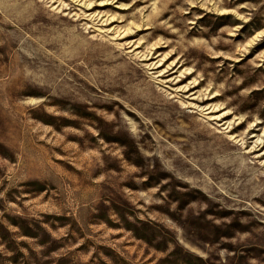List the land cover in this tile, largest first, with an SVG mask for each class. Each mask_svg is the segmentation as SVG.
Returning <instances> with one entry per match:
<instances>
[{"label":"rangeland","instance_id":"obj_1","mask_svg":"<svg viewBox=\"0 0 264 264\" xmlns=\"http://www.w3.org/2000/svg\"><path fill=\"white\" fill-rule=\"evenodd\" d=\"M0 264H264V0H0Z\"/></svg>","mask_w":264,"mask_h":264}]
</instances>
